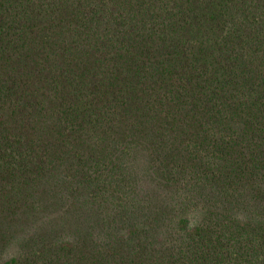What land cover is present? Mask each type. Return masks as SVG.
<instances>
[{
    "label": "trees",
    "instance_id": "trees-1",
    "mask_svg": "<svg viewBox=\"0 0 264 264\" xmlns=\"http://www.w3.org/2000/svg\"><path fill=\"white\" fill-rule=\"evenodd\" d=\"M0 264H264V0H0Z\"/></svg>",
    "mask_w": 264,
    "mask_h": 264
}]
</instances>
